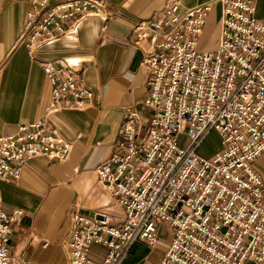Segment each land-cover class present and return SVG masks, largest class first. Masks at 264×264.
<instances>
[{"label": "built area", "instance_id": "obj_1", "mask_svg": "<svg viewBox=\"0 0 264 264\" xmlns=\"http://www.w3.org/2000/svg\"><path fill=\"white\" fill-rule=\"evenodd\" d=\"M28 3L20 43L30 54L107 8V0ZM218 3V45L201 50ZM134 38L150 72L148 115L125 110L115 152L97 167L98 181L116 196L124 218L115 225L107 212L75 210L68 264H121L134 243L157 245L161 227L170 242L160 264H264V181L255 166L264 153V23L255 5L211 0L183 9L182 0H166L136 23ZM43 68L52 83L49 105L41 118L0 136V181L18 180L35 157L66 161L72 143L49 117L84 109L94 95L84 69L51 62ZM211 132L220 136V147L204 155ZM20 214L4 210L0 190V264H37L12 256L10 234ZM94 246L103 249L101 261L92 255Z\"/></svg>", "mask_w": 264, "mask_h": 264}, {"label": "crops", "instance_id": "obj_2", "mask_svg": "<svg viewBox=\"0 0 264 264\" xmlns=\"http://www.w3.org/2000/svg\"><path fill=\"white\" fill-rule=\"evenodd\" d=\"M207 1L211 0H182V8ZM250 1L255 5V16L264 23V0ZM165 3L107 0L103 16L86 17L74 32L42 44L30 54L20 43L28 0H0V136L14 133L20 125L45 114L52 83L44 63H67L84 69L85 83L94 93L84 109L63 110L49 117L51 126L72 143L66 161L35 157L24 163L18 180L0 181L4 210L21 211L10 234L15 259L68 264L72 215L77 209L86 214L107 212L113 224L122 223L124 209L98 181L97 167L115 152L125 110L136 107L148 115L145 99L150 72L144 62V49L134 43V26L162 10ZM220 8L219 3L215 4L200 37L201 41L207 31L212 37L216 35L215 48L220 34ZM213 16L218 21L210 26ZM219 147L204 155L213 154ZM255 166L264 181V153ZM169 242V231L161 227L157 245L134 243L121 264H160ZM92 255L101 261L102 247L94 246ZM245 264L261 263L247 260Z\"/></svg>", "mask_w": 264, "mask_h": 264}, {"label": "rangeland", "instance_id": "obj_3", "mask_svg": "<svg viewBox=\"0 0 264 264\" xmlns=\"http://www.w3.org/2000/svg\"><path fill=\"white\" fill-rule=\"evenodd\" d=\"M215 20H217L218 21V18L215 16H213V18L211 19V21H210V26H213L214 25V22H215ZM216 26V25H215ZM215 37H216V35H214L213 34V37L210 35V33L207 31L206 33H205V35L203 36V38L201 39V41H200V46H199V48L201 49V50H213L214 48H215ZM220 142H221V138H220V136L217 134V133H215V132H211V133H209L208 134V136L206 137V139H205V141H204V143H203V145L201 146V153L202 154H207V153H209V152H211V150L213 149V148H215L217 145H219L220 144ZM189 143V141L186 139V136H182L181 137V144L182 145H187ZM75 212V211H74ZM73 212V213H74ZM90 215V214H89Z\"/></svg>", "mask_w": 264, "mask_h": 264}, {"label": "water", "instance_id": "obj_4", "mask_svg": "<svg viewBox=\"0 0 264 264\" xmlns=\"http://www.w3.org/2000/svg\"><path fill=\"white\" fill-rule=\"evenodd\" d=\"M90 215H94V212H91Z\"/></svg>", "mask_w": 264, "mask_h": 264}]
</instances>
